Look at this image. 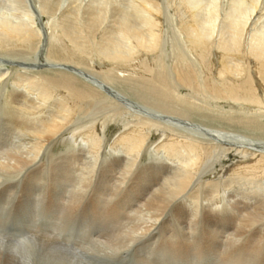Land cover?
<instances>
[{
	"label": "bare ground",
	"instance_id": "obj_1",
	"mask_svg": "<svg viewBox=\"0 0 264 264\" xmlns=\"http://www.w3.org/2000/svg\"><path fill=\"white\" fill-rule=\"evenodd\" d=\"M218 2L219 0H208L207 3L206 0L207 6L202 4L208 9L206 18L205 9H199L203 19L189 7H181L179 11L186 15H182L184 18L187 17L184 26H181L188 32L189 45L196 51L207 52L212 47L210 41L219 31L220 14L216 11ZM137 3L141 11L149 16L145 21V25L149 27L148 34L126 25L124 37L128 38L127 43L131 48L107 50L108 52L101 54L96 52L94 56V46H86L79 33L70 31L72 24L62 31V39L68 41L67 49L64 51L62 47L58 50L59 46L55 48L58 44H53L54 47L49 48L45 57L48 40L51 42L59 38L53 19L46 24V28L38 25L41 28L38 32L32 29L31 24H35L34 22L25 21L26 17L38 20L32 13L21 17L0 14V54L7 56L4 63L0 62V67L6 65L13 68L0 70V199L12 200L13 203L19 200L18 217L15 213L12 214L14 208L10 202L0 205H8L7 208L0 209V216H5L2 213L6 211V216L14 217L18 223V233L10 236L5 233L9 229L2 228V225L9 226L8 222L0 220V264H161V260L165 258L170 261L168 264H172L178 256L184 258L182 264H194L197 257L200 258L199 264H204L207 257H213L211 264L218 261L225 264H264V140L241 136L235 131L221 132L206 128L213 133L211 136L196 129L199 126L184 115L182 116L186 118L177 119L186 125L188 134H169L167 130L174 128L172 121L168 124L167 119L155 117V114L161 113L157 108L152 109L156 104L155 100L154 104L151 102L153 106L150 108L147 102L144 104L141 100L140 104L137 103L139 101L130 100L128 94L131 91L128 94H114L112 90L105 89L104 85L97 84V79L103 77L101 81L106 86H111L116 83V79L124 77V72H130L134 67L137 71L134 73L139 77L138 70L141 67H133L136 58L134 61L132 58L137 53H156L159 50L160 7L148 0ZM231 5L235 9V15L230 17L227 30H220L222 33H218L217 43L215 39L213 43L217 77L223 80V87L214 89L213 93L217 98L224 96L223 98L232 102L241 103L244 108L263 106L264 24L261 27V23L264 21V0H231ZM45 9L42 13L48 14L49 10ZM53 32H56L57 37H54ZM248 34L249 42L245 43L243 38ZM19 49L35 54L34 62L32 61L34 65L28 63L30 60L26 56L21 58L27 60L26 66L16 63L18 54H21L20 51L17 52ZM78 54L80 58L75 59ZM127 54L129 55L126 56ZM143 56L147 58L145 54ZM89 57L97 59L103 66H92L95 62ZM138 58L140 60L139 56ZM36 63L37 66L46 65L43 68L46 71L56 67L59 78L47 75L44 77L40 71L39 74L35 73L38 69L34 67ZM109 63L120 67L118 70L114 65L123 73L121 78L111 74L113 67L107 72ZM211 65L205 67L208 72H212ZM121 67L124 70H120ZM21 71L33 74L23 76ZM179 71V80L190 86L188 82L194 80L193 73ZM50 72L47 73L50 75ZM17 75L19 78L25 77L21 83L18 78H8ZM241 76L243 78L234 84L226 81L227 78ZM132 78L131 81L134 80ZM174 81L175 79L172 84ZM120 82L123 84L124 80ZM119 83L118 86L121 85ZM131 84L134 85L130 83L128 86ZM55 88L64 91L73 102H67V97L60 95L61 104L57 110L48 113L46 100ZM23 89L30 92V95L38 92L42 98V106L21 102L19 95ZM143 89L148 90L142 87L141 90L144 91ZM171 92L165 91V95H174ZM134 94H138L135 89ZM134 94L132 93L133 97ZM96 101L117 104L119 115L126 122L129 121L127 125L123 124L126 128L124 132L116 137L107 136V128L109 130L112 123L114 126L119 124L112 117L109 120L101 118L99 121L97 118L95 122H88V126L70 130L69 133L67 127L71 120L68 118L81 111L79 104L86 102L90 105L92 102L91 105H95ZM107 105L110 104L105 106ZM164 111L173 113L168 107L162 110ZM112 113L115 115L116 112ZM112 131L109 130L110 134ZM156 133L160 134L161 141L151 143V136ZM199 139L208 143H200L197 141ZM211 157L215 160L208 161ZM148 158L150 163H145ZM203 194L209 195L203 198ZM40 224L43 228H39ZM178 228H188V232H180ZM83 240H89V248L84 244L76 246ZM161 251H167L162 259ZM216 254H221L220 258Z\"/></svg>",
	"mask_w": 264,
	"mask_h": 264
},
{
	"label": "rangeland",
	"instance_id": "obj_2",
	"mask_svg": "<svg viewBox=\"0 0 264 264\" xmlns=\"http://www.w3.org/2000/svg\"><path fill=\"white\" fill-rule=\"evenodd\" d=\"M19 1V2H18ZM23 1V2H22ZM94 1V2H93ZM99 1V3H98ZM130 1V2H129ZM137 1H140V0H0V14L1 16H3L4 14L8 13V15H13V16H25V14H29V13H32L34 14L35 18H37L38 20L35 21V20H30L29 17H26L25 18V21H30V22H34L35 24H31L32 26V29L35 30V31H38L39 29L41 30L40 26L38 25H41L43 28H46V24L49 23V21L51 22L52 21H55V27H56V35H58L59 38H56V40H53V41H49L50 43L47 42V49L45 50V57L46 55L48 54V50L51 46L54 47L53 44H55V48L57 49L58 47V50L62 49L65 51V48L67 49V44L66 42L68 43V41L66 39H62L64 38V35L62 34V31L65 30V28H67L68 26H71L72 24V29L70 31H74L76 32L77 34L79 33V35L81 36V41L84 42V44L86 46H94V51H93V56L94 54L96 55V52L97 53H100L101 52H108L107 50H114V49H118V48H125L127 49L128 47H130L129 43H127L129 40L128 38H125L124 37V32H125V27L126 25L130 26V27H135L136 29H138L141 33H144V34H148L149 32V27L145 25V21H147L148 19V15L144 14L143 11H141V7H139ZM149 2H152V3H157L156 5L160 7V13H159V31H160V41H159V50L155 53L154 52H148V53H137L135 54V56L132 58L133 61L134 59L136 58V60L133 62L134 64L133 67L136 65V66H139V70H138V76H136V74L134 73L136 70L135 67L134 68H131L130 72H124V77L123 76V73L119 70V66L115 65L116 67L113 65L112 66V63H109V65H107V72L109 73V68L111 69L112 67V72L111 74L114 75V77H117L118 78H121L120 80H124L123 84H121L120 80H117L116 79V85L113 84V85H109V86H106L103 81H101V79H104L103 77H99L97 79V84L98 85H104V88L109 90V91H113L114 94H120V93H123L125 94H128L130 91V93L128 94V98L132 101H139L137 103H140L141 100L142 102L141 103H144L146 104V102L148 103L147 105L150 106V108H152L153 104L156 102V104H154L153 106V110H155L157 108V111L159 112L160 110V114L158 113L157 115L155 114V117H162V118H165V120L167 119V123L168 124H171L170 121H172V126H174V128L172 129H168V133L169 134H174L176 136H179V134L181 136H183L182 134L184 135H187V127L186 125H184L182 122H180V120H178L177 118H186L184 116H188L190 119H193L192 122H194L196 124V126H199L198 128L195 127L196 129L198 130H202V131H205L207 133H209L211 136L213 135L212 132H209L208 130H206V128H212V129H216L218 131H221V132H227V131H235L237 133H239L241 136H244V135H248L249 137H254V138H258L260 140H264V105L263 106H259V107H249V108H244V106L241 104V103H237V102H232L231 100L229 99H226V98H223V97H219L217 98L215 96V94L213 93L214 89H221L222 86V82L223 80L220 79L217 77V68L215 67L216 63H217V60H216V57H215V53H214V39H215V43H217V40H218V33H222L224 31H226L227 29V26L230 24L231 22V18L230 17H233L235 15V9L233 7H231V0H219L218 2V5H217V10L218 11L217 13L220 14L219 15V21L220 23L218 22V28H217V33L216 35H214L213 39L210 41L212 47H210L208 49L207 52L205 51H202V50H198L196 51V49L192 48L189 44V40H188V32H186L185 30H183L182 26H184V22L186 21V18L187 17H183L182 15V12H179L180 9L182 8H185V7H189L191 8L190 10L191 11H194L197 13L198 17L200 19H203L202 17L204 16H201V11L200 10H203L205 9L204 11V14H205V17L207 16V11L208 9L206 8V4L208 3V0H207V3L206 0H148ZM203 1V3L201 2ZM205 1V2H204ZM82 2V3H81ZM176 2V3H175ZM180 2V4H179ZM184 2V4H183ZM20 3V4H19ZM127 3V4H126ZM130 3V4H129ZM205 5H202L204 4ZM222 5H221V4ZM92 4V5H91ZM100 6H99V5ZM50 5V6H49ZM138 5V6H137ZM180 5V7H179ZM200 7H199V6ZM201 5L204 7H202L201 9ZM231 5V6H230ZM49 6V7H48ZM92 6V7H90ZM129 8H127V7ZM171 6V7H170ZM185 6V7H184ZM78 7V8H77ZM106 7V8H105ZM138 7V8H137ZM176 7V8H175ZM182 7V8H181ZM46 8L47 11L49 12L48 14H43L42 11L43 9ZM53 8V9H52ZM92 8V9H90ZM120 8V10H118ZM179 8V9H178ZM230 8V9H229ZM45 9V10H46ZM90 9V11H89ZM97 9V11H96ZM104 9V10H103ZM123 9V10H122ZM234 9V11H233ZM11 10V11H10ZM99 10V11H98ZM136 10V11H135ZM177 10V12H175ZM184 10V9H183ZM186 10V9H185ZM228 10V12H227ZM230 10V12H229ZM103 11V12H102ZM122 11V12H121ZM133 11V12H131ZM198 11V12H197ZM79 12V13H78ZM101 12V14H100ZM126 12V13H125ZM128 12V13H127ZM227 12V13H226ZM76 13V14H75ZM92 13V15L90 14ZM99 13V14H98ZM122 13V14H121ZM125 13V15H124ZM135 13V14H134ZM140 13V14H139ZM181 13V15H180ZM230 13V14H229ZM94 14V15H93ZM96 14L98 16H96ZM133 14V15H132ZM223 14V15H222ZM226 14V15H225ZM74 15V16H72ZM101 15V16H99ZM103 15V16H102ZM131 15V16H129ZM142 15V16H141ZM145 15V16H144ZM178 15V16H177ZM203 15V14H202ZM229 15V16H228ZM66 16V17H65ZM96 16V17H95ZM136 18H135V17ZM186 16V15H184ZM222 16V17H221ZM54 17V18H53ZM56 17V18H55ZM93 17V18H92ZM128 17V18H127ZM178 19H177V18ZM228 17V19H227ZM4 18V17H3ZM65 18L66 21L64 20ZM102 18V19H101ZM127 20H126V19ZM130 18V19H129ZM225 18V19H224ZM78 19V20H77ZM99 19V21H98ZM101 19V21H100ZM123 19V20H122ZM135 19V20H134ZM162 19L164 21H162ZM132 20V21H131ZM176 20V21H175ZM226 20V21H225ZM230 20V21H229ZM19 21V20H18ZM26 21V22H27ZM127 21V23H126ZM131 21V22H130ZM225 21V22H224ZM83 22V23H82ZM93 22V23H92ZM99 22V23H98ZM122 22V23H121ZM130 22V23H129ZM134 22V23H133ZM143 22V23H142ZM163 22V23H162ZM228 22V23H226ZM81 23V24H80ZM76 24V26H75ZM136 24V26L134 25ZM165 24V25H164ZM224 24V25H222ZM264 24V21L261 23V27L262 25ZM65 25V26H63ZM83 25V26H82ZM160 25H162L160 27ZM182 25V26H181ZM138 26V27H137ZM223 26V27H222ZM37 27V28H36ZM82 27V28H81ZM124 27V28H123ZM221 27V28H220ZM123 28V29H122ZM166 28V30H165ZM178 28V29H177ZM37 29V30H36ZM89 29V31H88ZM180 29V30H179ZM39 30V31H40ZM76 30V31H75ZM183 30V32H182ZM220 30H223L222 32ZM38 31V32H39ZM78 31V32H77ZM165 31V32H164ZM177 31V32H176ZM85 32V33H84ZM55 33L53 32V35L54 37H57L55 35ZM181 33H183L181 35ZM0 34H2V30H0ZM61 34V35H60ZM83 34V35H81ZM161 34H162V37H161ZM89 35V36H88ZM187 35V37H186ZM49 36L50 35V32H49ZM110 36V37H109ZM183 36V37H182ZM61 37V38H60ZM109 37V38H108ZM227 37V36H226ZM247 37V38H246ZM114 38V39H113ZM249 34L247 36H245L243 38V41L245 43H248L249 41ZM110 39V40H109ZM226 39V38H225ZM248 39V40H247ZM58 40V41H57ZM66 40V41H65ZM162 41V42H161ZM125 42V43H124ZM162 43V44H160ZM188 43V44H187ZM12 44V43H11ZM49 44V45H48ZM122 44V45H121ZM125 44V45H124ZM164 44V45H163ZM161 45V47H160ZM186 45V46H185ZM188 45V46H187ZM180 46V47H179ZM35 47V46H34ZM32 47V49L34 48ZM161 48V49H160ZM179 48V49H178ZM248 48V47H247ZM31 49V48H30ZM190 51V53L187 51ZM191 49H192V52H191ZM162 50V51H161ZM213 50V51H212ZM21 54H18V58L16 59V63H19L20 65L22 66H26L27 64V60L30 62H28L29 64H33L34 65V61H33V58L35 57V54L33 55L31 53V51L27 50L26 49H19L17 50V52H19ZM165 51V52H164ZM181 54H180V53ZM185 52V53H184ZM196 52V53H195ZM204 52V53H203ZM22 53H25L22 55ZM152 53H155V54H152ZM158 53V54H157ZM179 53V54H178ZM195 53V55H194ZM210 53V54H209ZM33 56H31V55ZM146 55L147 58H145V56L143 55ZM157 54V55H156ZM162 54V55H161ZM175 54V56H174ZM199 54V55H198ZM201 54V55H200ZM212 54V55H211ZM80 54H78L77 57H75V55L73 56V58L75 57L76 58H80L79 57ZM129 54H127L126 56H128ZM153 55V56H152ZM156 55V56H155ZM160 55V57H159ZM167 55V56H166ZM170 57H169V56ZM181 55V56H180ZM0 62L4 63L7 58V56H4L2 54H0ZM22 56H26V61L21 59ZM138 56L140 57V60L138 58ZM150 56V58H149ZM153 58H152V57ZM183 58V60H188V61H181L182 59L179 58ZM194 56V57H192ZM197 56V57H196ZM200 56H202L200 58ZM178 57V58H176ZM189 57V59H188ZM215 57V58H214ZM9 58V57H8ZM32 58V59H31ZM91 60H93L95 63H92V66H96L98 68L102 67L103 64H101L97 59H92L91 57H89ZM142 58V59H141ZM145 58V59H144ZM157 60H156V59ZM166 61H165V59ZM171 58V59H170ZM186 58V59H185ZM200 58V59H199ZM82 60H85L83 58H81ZM191 59V60H190ZM9 60V59H8ZM89 60V59H88ZM149 60V61H148ZM154 60V61H153ZM169 60V61H168ZM174 62H173V61ZM177 60V61H176ZM203 60V61H202ZM210 60V61H209ZM216 60V63L214 62ZM33 61V62H32ZM168 61V62H167ZM181 61V62H179ZM192 61V62H191ZM12 62V61H11ZM138 62V63H137ZM141 62V63H140ZM143 62V63H142ZM153 62V63H152ZM168 63V64H165ZM177 62V63H176ZM186 62V63H185ZM194 62H197L194 63ZM209 62V63H208ZM211 62H214V63H211ZM157 63V64H156ZM162 63V64H161ZM180 63H184V65L180 64ZM205 63V64H204ZM38 63H36V65L34 67L38 68L35 72L37 74H39V71L41 73V75H43L44 77H50V78H55V79H58L59 78V75L56 73L57 70H56V67L55 68H51L52 70H49V71H46L44 70L43 68L46 66V65H38ZM91 64V63H90ZM141 64V65H140ZM171 64V66H170ZM186 64V67L184 68ZM193 64H196V65H193ZM202 64V65H201ZM208 64V65H207ZM210 64H212L210 66V71L212 70V72H208L207 69L205 67L209 66ZM214 64V65H213ZM176 67H175V66ZM190 65V66H189ZM198 65V68H196V66ZM200 65V66H199ZM144 66V68H143ZM146 66V67H145ZM156 66V67H155ZM177 67H179V69H177ZM202 67V68H201ZM2 68V69H1ZM46 68V67H45ZM115 68V69H114ZM169 68V69H168ZM215 68V69H214ZM9 70V69H13L11 68L10 66H6V65H3L0 67V70ZM19 70V68H17ZM193 69V70H191ZM44 70V71H42ZM117 70V71H116ZM120 70H124V68L121 67ZM141 70V71H140ZM159 70V71H158ZM178 70H180L179 72H188V73H193L194 77H193V81L191 82H188V84L190 86L187 85V83L183 82L181 79V83H180V80H179V75H178ZM199 70V71H196ZM205 72H204V71ZM51 71V72H50ZM106 71V69H105ZM132 71V72H131ZM195 71V72H194ZM207 71V72H206ZM213 71H215L213 73ZM4 72V71H2ZM42 72H44V74H42ZM47 72H50V75L49 73ZM137 72V71H136ZM140 72V73H139ZM168 72V73H167ZM171 72V73H170ZM199 72V74H198ZM21 75L23 76H28L27 74H33L32 72H29V71H21ZM134 73V74H133ZM173 73V74H172ZM177 73V74H176ZM197 73V75H196ZM207 73H212L210 76L207 74ZM52 74V75H51ZM57 74V75H56ZM142 74V75H141ZM203 74V75H202ZM215 74V75H214ZM253 74V73H252ZM20 75V74H19ZM19 75H17L16 77H9L10 79H14V78H18L21 83V81L25 78V77H20L19 78ZM128 75V76H126ZM167 75V77L165 76ZM172 75V76H171ZM133 76V78H132ZM196 76H199L198 78ZM209 76V78H208ZM105 77V76H104ZM127 78V80H125L124 78ZM135 77L137 79H135ZM169 77V78H168ZM130 78L134 79L133 81L130 80ZM140 78V79H139ZM243 78V76L241 77H237V78H227V82L228 84H234L235 82L241 80ZM170 79V80H168ZM173 79H175V81H178L174 83H177V84H172L173 82ZM162 80L165 82L163 83ZM199 82H198V81ZM202 80V81H201ZM83 82V80H81ZM95 82V80H93ZM99 81V82H98ZM101 81V82H100ZM159 81H161V86L159 84ZM213 81H214V84H213ZM221 81V82H220ZM229 81H231L229 83ZM120 82V83H119ZM127 84H126V83ZM183 82V83H182ZM211 82V83H210ZM220 82V83H219ZM96 83V82H95ZM121 84L120 86H118L117 84ZM130 83H134V85H130L128 86ZM163 83V84H162ZM167 83V84H166ZM180 83V84H179ZM193 83V84H192ZM199 85H198V84ZM183 84V85H182ZM186 86H185V85ZM195 84V85H194ZM219 84V85H218ZM214 85V86H213ZM123 86V87H122ZM126 86V87H125ZM178 86H180V89H177L179 88ZM186 87L184 89V87ZM194 86V87H193ZM196 86V87H195ZM212 86V87H211ZM117 90V91H114V89ZM129 87V88H127ZM132 87V89H131ZM142 87L148 89L147 91L145 89H143L144 91H142ZM161 87V88H160ZM168 87V88H167ZM173 87V89H172ZM190 87V88H188ZM193 87V89H192ZM117 88V89H116ZM124 88V89H123ZM176 88V89H175ZM195 88V89H194ZM202 88V89H200ZM204 88V89H203ZM206 88V90H205ZM210 90H209V89ZM128 90V91H125ZM134 89H135V93H138L137 95L134 94ZM197 89V90H196ZM2 90V88H1ZM4 90V89H3ZM133 90V91H132ZM181 90V91H180ZM201 90V91H200ZM21 91V94L19 92V100L21 102H27L28 105H32V104H35L37 105V107L39 106H42V99L41 96L39 95L38 92H32V96L29 94L30 92H27L25 89L23 90H20ZM24 91V93H23ZM142 91V92H141ZM164 91V92H163ZM165 91H169L171 93H173L174 95H170L169 97H167L165 95ZM184 91V92H183ZM207 91V92H206ZM59 92V94H58ZM62 94H61V93ZM120 92V93H119ZM140 92V93H139ZM194 92V93H193ZM26 93V94H25ZM28 93V94H27ZM132 93L134 94V97H138V99L134 98L132 96ZM145 94V96L143 94ZM179 93V94H178ZM23 94V95H22ZM36 94V95H34ZM184 94V95H183ZM189 94V95H188ZM193 94V95H192ZM27 95V97H26ZM51 96L49 97L50 99V104L49 103V99L46 100V104L48 107L47 110H48V113H52L53 111L57 110V107L59 106V104H61L62 100L60 99V95L61 96H64V97H67V102L70 101V102H73V99H70L66 93L64 91H62L61 89H54V91L51 92L50 94ZM142 95V96H141ZM165 95V96H164ZM186 95V96H185ZM196 95V96H195ZM208 95V96H207ZM40 96V97H38ZM56 98H55V97ZM150 96V97H148ZM163 96V97H161ZM172 96V97H171ZM189 96V97H188ZM195 96L196 100H194L195 98H193ZM143 97V98H142ZM25 98V99H24ZM31 98V99H30ZM54 103L53 102V99ZM141 98V99H140ZM168 98V99H166ZM172 98L174 100H172ZM28 99V100H26ZM30 99V100H29ZM202 99V100H201ZM209 99V101H208ZM213 99V100H212ZM52 100V101H51ZM103 100V99H102ZM155 100V102L153 101ZM204 100V101H203ZM33 101V102H32ZM48 101V102H47ZM91 101V100H90ZM93 101V100H92ZM171 101V103H170ZM174 101V103H173ZM201 101V102H200ZM208 101V102H207ZM215 102V103H212V102ZM41 102V104L39 103ZM97 103H94L95 105H89V103H86V102H83V104H79L80 107H82L81 111L80 112H76L73 117L71 118H68V120H71V123L70 125L67 127V130H69V133H70V130H74V129H79L81 128L82 126H88V122H95V121H99L102 119H108L109 118H112L113 117V121L115 122L118 121L119 124L121 123V125L119 124H115L114 125H110L109 126V130H113L112 133L110 134L108 128H107V136H111V137H116L117 135H119L120 133L124 132V130L126 129L124 127V125H127V123H129V121L126 122V119L124 120V117H122L121 115H119V112H118V108H117V104H115L114 102H106V104H110V105H107V107L105 106L106 104L104 103V101H96ZM153 104H152V103ZM198 102V103H197ZM200 102V103H199ZM203 102V104H202ZM58 103V105H57ZM140 103V104H141ZM222 103V104H221ZM235 103V106L233 105ZM50 104V105H49ZM104 106H101L103 105ZM171 104V105H170ZM207 104V105H206ZM217 104V105H215ZM116 105V107H115ZM158 105V106H157ZM238 105V106H237ZM242 105V106H241ZM88 106V107H87ZM94 106V108H92ZM163 106V107H162ZM168 109H170L171 111H173L172 114H169V113H166L165 111L162 112V110L166 109L167 107ZM215 106V107H213ZM99 107V109H98ZM105 107V108H104ZM170 107V108H169ZM193 107V108H192ZM222 107V108H220ZM241 107V108H240ZM108 110V113L106 112ZM176 108V109H175ZM227 108V109H226ZM233 110H232V109ZM109 109L111 111H109ZM162 109V110H161ZM179 109V110H177ZM212 111H211V110ZM219 109V111H218ZM238 109V110H237ZM240 109H244V111L240 110ZM248 109V110H247ZM251 109V110H250ZM222 110V111H220ZM225 110V111H224ZM257 110V111H256ZM259 110V111H258ZM170 111V112H171ZM177 111H180V112H177ZM235 111V112H234ZM93 113L91 115V113ZM96 112H98V114H96ZM100 112V113H99ZM102 112V113H101ZM112 112H116L114 113L115 115H113ZM217 112V113H216ZM226 112V113H225ZM231 112V114H230ZM82 113V114H81ZM104 113V114H103ZM151 113V112H150ZM219 113V114H218ZM221 113H223L221 115ZM229 113V114H228ZM253 113V114H252ZM258 113V114H256ZM81 114V115H80ZM101 114V115H99ZM103 114V115H102ZM110 114L109 116H105V115H108ZM112 114V116H111ZM152 114V113H151ZM178 114V115H176ZM181 114V115H180ZM207 114V115H206ZM213 114V115H212ZM226 114V115H225ZM243 114V115H242ZM248 116H247V115ZM260 114V115H259ZM88 115V116H87ZM160 115V116H159ZM184 115V116H182ZM221 115V116H219ZM240 115V116H238ZM81 116V117H80ZM95 116V117H93ZM111 116V117H110ZM232 116V118H230ZM260 116V117H258ZM91 117V118H90ZM104 117V118H103ZM170 117H175L174 119L170 118ZM247 117V118H246ZM250 117V118H249ZM81 118V119H80ZM88 120H87V119ZM94 118V119H92ZM98 118V119H97ZM123 118V119H122ZM254 118V120H253ZM86 119V120H85ZM97 119V120H95ZM195 119V120H194ZM201 121H200V120ZM243 119V120H242ZM95 120V121H94ZM124 123H123V121ZM169 120V121H168ZM199 120V121H198ZM215 120L217 122H215ZM203 121V122H202ZM213 121V122H211ZM220 121L221 124H220ZM231 121H234L235 125L233 122ZM239 121H242L239 123ZM245 121V122H244ZM126 122V123H125ZM170 122V123H169ZM208 122V123H207ZM84 123V125H83ZM228 123V124H227ZM236 123H238V125H236ZM244 123V124H243ZM248 123V124H247ZM124 124V125H123ZM177 124V125H176ZM206 124H207V127H206ZM217 124V125H216ZM227 124V125H225ZM242 124V126H241ZM252 124V125H250ZM216 125V126H215ZM224 125V126H223ZM240 125V127H239ZM250 125V126H249ZM113 126V127H112ZM233 126V127H232ZM238 126V127H237ZM245 128H244V127ZM122 127V128H121ZM178 127V128H176ZM186 127V128H185ZM246 127H248V130ZM118 128V129H117ZM166 128V127H165ZM177 130H176V129ZM227 128V129H226ZM253 128V129H252ZM123 129V130H122ZM204 129V130H203ZM244 129V130H243ZM115 130V131H114ZM182 130V131H181ZM257 132H256V131ZM173 131V132H172ZM251 131V132H250ZM254 131V132H253ZM175 132V133H174ZM178 132V133H177ZM243 132V133H242ZM115 135H114V134ZM248 133V134H247ZM252 134V136H251ZM71 135V134H69ZM71 137V136H70ZM151 143H159L161 140V136L160 134L157 135L154 134L153 136H151ZM159 138V140H158ZM198 142L200 143H208L206 141H202L201 139L197 140ZM151 157V156H150ZM153 158V157H151ZM214 158L211 157L210 159H208V161H211L213 160ZM215 160V159H214ZM89 161V160H88ZM150 163V160L149 158L145 161V163ZM173 166V165H172ZM118 177V176H117ZM263 184V183H262ZM107 188H110V187H107ZM261 188V187H259ZM263 193V192H262ZM261 193V194H262ZM211 194V193H210ZM209 194H203V198H207ZM10 202L12 204V207L14 208V211L12 214H16L17 217H18V214H19V200H17L15 203L12 202V200H7V199H0V205L4 204V203H8ZM8 206V205H7ZM7 206L5 207H0V209L2 210L3 208H7ZM10 211V209L8 210ZM6 211H4L2 213V215H5L3 217L0 216V220L2 221H7L9 226H3L2 225V228H7L9 230H7L5 233H7L8 235L10 236H13L14 234L18 233V230H17V222L16 220L14 219V217H8L6 216L7 213H5ZM45 213L44 211L42 212V217H44ZM43 228V226L40 224L39 228ZM264 228V226H263ZM180 232H188L186 230H188V228H186V230H183V229H180L178 228ZM170 235V234H169ZM4 237H8V236H5V235H2ZM6 240V239H5ZM89 240H83V241H80V243H78L76 246H81L82 244L86 245L87 248H89V245H91L89 242ZM80 244V245H79ZM167 251H161V259L164 255V253H166ZM213 255V254H212ZM220 255L221 254H216V257L220 258ZM178 257H180L178 259ZM174 262L172 264H182L183 260L181 258V256H178ZM199 257H197L195 259V263L194 264H199ZM208 258H210V260H208ZM213 258V257H212ZM212 258L211 257H207V260L205 258L204 260V264H211L212 262ZM178 259V260H177ZM184 259V258H183ZM210 261V262H209ZM168 262H170L169 260H166V258L163 260H161V264H168ZM151 263H154V262H151ZM216 264H225L221 261H218L216 262Z\"/></svg>",
	"mask_w": 264,
	"mask_h": 264
}]
</instances>
